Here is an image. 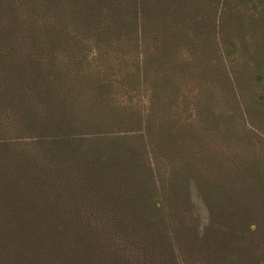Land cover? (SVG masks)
<instances>
[{
	"label": "rangeland",
	"instance_id": "obj_1",
	"mask_svg": "<svg viewBox=\"0 0 264 264\" xmlns=\"http://www.w3.org/2000/svg\"><path fill=\"white\" fill-rule=\"evenodd\" d=\"M0 74V154L55 177L72 264H264V0H0ZM60 98L90 175L23 122Z\"/></svg>",
	"mask_w": 264,
	"mask_h": 264
},
{
	"label": "trees",
	"instance_id": "obj_2",
	"mask_svg": "<svg viewBox=\"0 0 264 264\" xmlns=\"http://www.w3.org/2000/svg\"><path fill=\"white\" fill-rule=\"evenodd\" d=\"M5 96L9 100L15 97L12 79L0 74V98ZM70 105L60 98L56 105L49 103L44 115H23L22 119L28 129L36 132L46 158L63 157L70 164L78 157L77 174L90 175L95 161L91 154L99 150L90 149L75 132ZM54 178L26 170L20 161L0 154V264H72L74 256L82 254L71 221L56 213L57 205L43 190ZM34 179H39L37 185ZM160 204L161 196L157 195L152 205L156 208Z\"/></svg>",
	"mask_w": 264,
	"mask_h": 264
}]
</instances>
